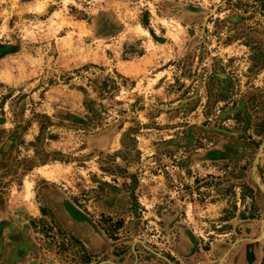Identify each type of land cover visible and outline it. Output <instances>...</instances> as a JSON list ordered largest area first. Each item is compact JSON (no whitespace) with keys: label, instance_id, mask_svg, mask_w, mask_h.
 Wrapping results in <instances>:
<instances>
[{"label":"rangeland","instance_id":"1","mask_svg":"<svg viewBox=\"0 0 264 264\" xmlns=\"http://www.w3.org/2000/svg\"><path fill=\"white\" fill-rule=\"evenodd\" d=\"M0 264H264V0H0Z\"/></svg>","mask_w":264,"mask_h":264}]
</instances>
